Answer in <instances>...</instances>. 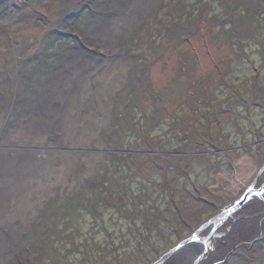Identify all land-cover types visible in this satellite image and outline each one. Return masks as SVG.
<instances>
[{
    "label": "rangeland",
    "instance_id": "1",
    "mask_svg": "<svg viewBox=\"0 0 264 264\" xmlns=\"http://www.w3.org/2000/svg\"><path fill=\"white\" fill-rule=\"evenodd\" d=\"M260 140L264 0H0V154L24 155L0 163V264H153L250 183Z\"/></svg>",
    "mask_w": 264,
    "mask_h": 264
},
{
    "label": "flooded vegetation",
    "instance_id": "2",
    "mask_svg": "<svg viewBox=\"0 0 264 264\" xmlns=\"http://www.w3.org/2000/svg\"><path fill=\"white\" fill-rule=\"evenodd\" d=\"M263 142V140H260L252 143V148L260 147ZM245 196H247L245 205L237 212L227 216L211 239L203 243L202 239L211 231L209 229L204 230L200 233L202 239L197 242L198 246L188 247L195 249L197 253L191 257L192 260L198 258L199 261L208 264L215 254H218L217 258L221 261L223 258L227 259L242 249L252 250L256 253L257 250L264 247V166L253 176L247 186L240 189L239 194L234 196L230 202L216 209L212 218L228 211L232 205ZM212 218L205 224L211 221ZM208 253L209 258L206 256ZM219 261L215 264H220Z\"/></svg>",
    "mask_w": 264,
    "mask_h": 264
},
{
    "label": "bare ground",
    "instance_id": "3",
    "mask_svg": "<svg viewBox=\"0 0 264 264\" xmlns=\"http://www.w3.org/2000/svg\"><path fill=\"white\" fill-rule=\"evenodd\" d=\"M105 44H108L107 40L105 41ZM34 120H36V118ZM38 120H40V119L38 118ZM55 126L59 127V123H56L54 121V119L51 118L49 120L46 119V120H43V121H39L35 125L29 126L26 129H23L24 126H22L21 130L24 131V138H25V142L26 143L36 144L37 145L38 143H36L37 142L36 140L40 141V137H41V135H43V132H45L46 130H49V128L50 129L56 128ZM27 133H31V134H33V136H29ZM58 133H60V130H59ZM59 135H57V136H59ZM52 143H54V141L52 139L44 138L40 142V145L41 146H49ZM21 148H24V147L21 146ZM24 149L32 150V148H30V147H26ZM23 159H24V155L23 156L22 155L14 156V155H11V154H8V153L6 154L4 152H2L0 154V163H3V165H5L7 167H11V169L14 168V166L17 164L16 163L17 160L20 161V160H23ZM4 171H7V169H4ZM204 238H205V236H204ZM193 245L198 246V243H195ZM195 254H197V253L195 252ZM195 254H194V256H195ZM194 261L195 260H192V263ZM198 264H206V262L199 261Z\"/></svg>",
    "mask_w": 264,
    "mask_h": 264
},
{
    "label": "water",
    "instance_id": "4",
    "mask_svg": "<svg viewBox=\"0 0 264 264\" xmlns=\"http://www.w3.org/2000/svg\"><path fill=\"white\" fill-rule=\"evenodd\" d=\"M246 200H247V196H245L244 198L237 201L234 205L231 206V208L228 211H226L224 213H220L217 216H215L214 218H212L211 221H209L207 224H205L199 232L185 238L182 242H180L177 245H175L174 247H172L170 250L165 252L153 264H165L166 261H168L172 256L177 254L179 251H181L185 246H189L191 244L193 245V244L197 243L198 240L202 239L201 237H199V234L201 232H203L204 230H206V228L211 230L209 232V234L205 238L202 239L203 243L207 242L209 239H211L213 234H215L216 230L221 226L223 220L227 216H230L231 214H233V213L237 212L239 209H241L243 207V205H245ZM218 236L220 237L221 235H218Z\"/></svg>",
    "mask_w": 264,
    "mask_h": 264
}]
</instances>
